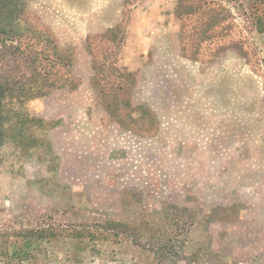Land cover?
Instances as JSON below:
<instances>
[{"label": "rangeland", "instance_id": "1", "mask_svg": "<svg viewBox=\"0 0 264 264\" xmlns=\"http://www.w3.org/2000/svg\"><path fill=\"white\" fill-rule=\"evenodd\" d=\"M21 1L72 80L2 115L0 264H264V0Z\"/></svg>", "mask_w": 264, "mask_h": 264}, {"label": "trees", "instance_id": "2", "mask_svg": "<svg viewBox=\"0 0 264 264\" xmlns=\"http://www.w3.org/2000/svg\"><path fill=\"white\" fill-rule=\"evenodd\" d=\"M14 1L0 0V122L8 123L3 113L14 114L17 119L10 123L11 129L42 122L19 114L18 105L68 86L72 80L70 59L48 34L40 30L23 39L24 34L15 30L21 22L16 11L22 1L17 6Z\"/></svg>", "mask_w": 264, "mask_h": 264}]
</instances>
